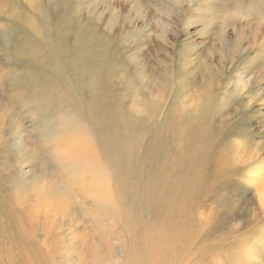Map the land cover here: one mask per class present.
Listing matches in <instances>:
<instances>
[{"label": "rangeland", "instance_id": "rangeland-1", "mask_svg": "<svg viewBox=\"0 0 264 264\" xmlns=\"http://www.w3.org/2000/svg\"><path fill=\"white\" fill-rule=\"evenodd\" d=\"M95 95L124 106L142 158L174 117L203 122L202 147L220 151L163 264H264V0H0V205L13 210H0V264L36 248L48 264H124L122 211L95 209L73 172L102 165L78 115Z\"/></svg>", "mask_w": 264, "mask_h": 264}, {"label": "bare ground", "instance_id": "bare-ground-1", "mask_svg": "<svg viewBox=\"0 0 264 264\" xmlns=\"http://www.w3.org/2000/svg\"><path fill=\"white\" fill-rule=\"evenodd\" d=\"M210 89L209 85L202 88L204 103L199 102L201 109L211 96ZM157 90L159 88L154 87V92ZM102 98L101 95L93 96L91 103L85 106L86 109L78 113L95 135L94 162L102 165L94 169L85 163L86 169L75 168L74 175L79 183L82 181L95 189L96 198L91 195L97 202L95 209L102 208L110 200L107 207L112 208L114 205L122 211L119 214H123L125 220L121 230L127 238L124 244V264H163V261L177 254L185 241L190 230V209L199 198L196 194L211 171L208 168L211 159L220 155V151L214 152V149L210 151L202 147L207 140L204 137L206 131L203 122L196 120L188 123L174 117L166 119L165 124L169 125L156 133L158 141L154 143V153L149 149L153 147L148 145L146 156L142 158L138 150L139 130L132 129L129 117L123 114L124 106L119 105L110 110L111 107L104 104ZM158 100H154L156 109L160 107ZM85 154L90 155L88 152ZM150 161L153 163L146 169L145 164ZM101 168L107 177L102 174L97 179L81 172L90 171L95 174ZM110 175L113 178L111 187L107 184ZM52 186L53 201L55 197V202L63 205L62 195L68 194L66 185L52 183ZM11 207L7 200L0 205V210L8 213L9 219L13 216V210L8 212ZM144 210L148 213L146 219L142 216ZM15 220L18 222L10 227L14 237L12 241L16 247L25 251L26 226L19 216ZM22 258L23 264H48L38 248L24 252Z\"/></svg>", "mask_w": 264, "mask_h": 264}]
</instances>
